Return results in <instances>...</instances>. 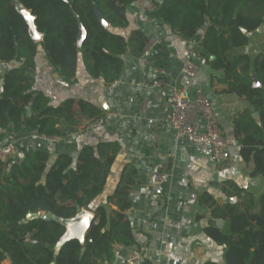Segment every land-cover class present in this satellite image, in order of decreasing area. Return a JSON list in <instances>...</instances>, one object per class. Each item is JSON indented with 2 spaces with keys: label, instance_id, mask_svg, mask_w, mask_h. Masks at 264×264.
Returning <instances> with one entry per match:
<instances>
[{
  "label": "trees",
  "instance_id": "1",
  "mask_svg": "<svg viewBox=\"0 0 264 264\" xmlns=\"http://www.w3.org/2000/svg\"><path fill=\"white\" fill-rule=\"evenodd\" d=\"M19 1L35 16L50 63L69 82L76 80L80 57L92 77L113 82L122 70L121 56L129 47L143 51L148 42L140 31L128 41L111 29L128 26V7L139 0ZM77 15L87 31L81 46ZM148 16L186 39L208 25L202 55L223 72L228 91L250 103L251 110L235 118V135L242 157L253 162L252 176H264V55L253 60L248 54L234 53L263 24L264 0H163ZM37 52L38 42L31 38L14 0H0V60L18 62L5 75L0 74V128L26 126L41 136L63 137L78 132L77 117H88L90 123L102 118L100 109L84 100L50 105L49 98L36 89ZM211 56L215 58L210 60ZM119 151L118 142L87 145L77 159L59 155L48 171V153L43 150L26 152L20 161H0V264L6 259L10 264H50L54 260L56 264H111L116 243L134 245L127 211L135 177L129 172L108 198L118 209L108 217L107 208L99 206L84 243L71 239L56 255L51 247L65 233L63 225L42 216L22 222L29 212L71 218L78 207L88 209L102 193ZM255 205L259 210L254 211ZM212 206L215 216L230 223L228 232L206 229L211 238L226 246V264H264V194L256 202L219 205L213 201Z\"/></svg>",
  "mask_w": 264,
  "mask_h": 264
},
{
  "label": "crops",
  "instance_id": "2",
  "mask_svg": "<svg viewBox=\"0 0 264 264\" xmlns=\"http://www.w3.org/2000/svg\"><path fill=\"white\" fill-rule=\"evenodd\" d=\"M162 1L133 3L127 11L128 26L111 27L128 41L135 31L142 32L148 39L156 37L159 46L148 59L142 58L143 51L137 47H129L121 56L123 66L119 77L110 83L102 77H92L82 57L76 80H64L50 63L40 40L34 72L36 89L42 91L54 107L68 99L95 105L102 112L103 123L89 128L88 117H77L78 132L63 137L41 136L26 126L19 130L13 126L0 128V147L16 144L20 160L26 152L47 151L48 171L61 154L77 159L87 145L118 142L120 151L102 193L88 209L82 208L95 214L99 206H105L109 217L118 207L109 203L108 198L123 174L129 172L135 177L127 215L136 242L129 247L116 243V256L111 264H125L132 251L143 253V264H204L208 261L226 264V246L206 233L208 227L224 232L230 229L228 220L212 213L213 201L219 205L256 202L264 194V176H252L253 162L244 160L235 135V118L242 111L251 110V106L236 92L228 91V85L222 81L223 72L214 69L202 55L208 25L194 38L186 39L169 25H161L148 16ZM234 53L248 54L253 60L264 55V22L249 33L247 45L235 49ZM189 59L199 66L196 77H187L182 72ZM6 64L9 70L18 62ZM160 69L166 71L163 88L153 83ZM175 86L185 87L190 94L198 88L209 94L229 144L231 157L227 162L216 163L210 155L200 153L185 138L177 136L168 120L171 114L168 96ZM158 172L170 175L163 186L155 184ZM257 210L259 206L255 205L254 211ZM4 264H10V260L6 259Z\"/></svg>",
  "mask_w": 264,
  "mask_h": 264
},
{
  "label": "built area",
  "instance_id": "3",
  "mask_svg": "<svg viewBox=\"0 0 264 264\" xmlns=\"http://www.w3.org/2000/svg\"><path fill=\"white\" fill-rule=\"evenodd\" d=\"M159 46L156 37H150L145 45L142 58L148 59L153 56ZM182 72L187 77H196L199 66L191 59L183 65ZM166 71L158 70L154 85L163 88L166 84ZM171 106L169 123L173 126L177 136L185 138L200 153L208 154L213 161L222 164L230 157L229 144L216 111V107L202 88H198L193 94L183 86H175L168 96ZM103 123V119L95 120L87 127H96ZM19 147L9 144L0 147V161L7 162L17 158ZM168 172H158L155 176V184L163 186L169 180ZM92 241V240H90ZM125 264H143V253L132 251L128 254Z\"/></svg>",
  "mask_w": 264,
  "mask_h": 264
},
{
  "label": "water",
  "instance_id": "4",
  "mask_svg": "<svg viewBox=\"0 0 264 264\" xmlns=\"http://www.w3.org/2000/svg\"><path fill=\"white\" fill-rule=\"evenodd\" d=\"M16 9L18 12L23 15L25 18L26 22L28 23L29 26V33L31 38L35 42H39L40 40L43 39V34L40 33L37 29L36 22H35V16L32 14V12L28 9H26L19 0H14ZM78 17V15H77ZM79 19V25H80V33L78 37V46L82 45L83 40L85 39L87 35V31L85 27L83 26L82 22ZM101 21L103 25L107 26L108 23L101 18ZM215 57L212 56V59ZM8 71V66L4 61L0 60V74L5 75ZM255 77V75H254ZM3 88V80L1 81V91ZM256 117H259V113L256 112L254 114ZM20 158H17V161H19ZM43 217L45 219H50L53 220L65 227V233L63 236L60 238L57 244L53 245L51 248L55 251V254L57 255L61 248L64 246L66 242H68L71 239H78L81 243H84L87 237V234L95 220V214L92 212L82 209L78 207V212L74 217L71 218H64L61 216H58L54 213H48V214H41L40 212L38 213H33L29 212L26 216L25 219L22 220L23 223L27 222L28 220L35 219V218H40ZM50 264H56V260L52 261Z\"/></svg>",
  "mask_w": 264,
  "mask_h": 264
},
{
  "label": "rangeland",
  "instance_id": "5",
  "mask_svg": "<svg viewBox=\"0 0 264 264\" xmlns=\"http://www.w3.org/2000/svg\"><path fill=\"white\" fill-rule=\"evenodd\" d=\"M4 264V263H3Z\"/></svg>",
  "mask_w": 264,
  "mask_h": 264
}]
</instances>
